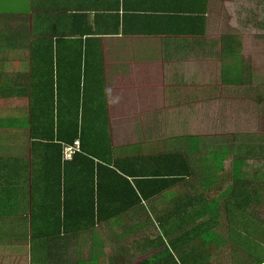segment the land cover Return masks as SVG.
<instances>
[{"label": "crops", "instance_id": "crops-1", "mask_svg": "<svg viewBox=\"0 0 264 264\" xmlns=\"http://www.w3.org/2000/svg\"><path fill=\"white\" fill-rule=\"evenodd\" d=\"M214 3L0 0V158L29 162L31 184L34 154H40L33 148L34 123L53 119L91 124V137L92 125H100L95 133L100 146L93 138L88 143L89 153L99 156H91L95 169L82 163L84 175L100 176L102 186L94 221L91 181L84 178L69 184L72 204L67 214L38 210L44 218L68 219L66 227L55 222L52 239L39 236L31 242L30 198L27 209L14 215L23 219L19 227L27 231L25 240L5 236L13 228V214L1 211L0 264H172L159 258L167 245L178 252L179 264L204 261L208 255L199 252L213 245L206 247L203 233L207 228L219 233L214 225L204 226V215L212 213L218 194L209 187L204 193V182L196 177L209 172L210 150L203 142L188 152L190 137H206L186 134L181 108L187 105L188 75L194 73L188 61L202 56L210 44ZM76 145L80 152V140ZM173 154L187 161L193 176L172 180L159 174L172 169L152 159ZM102 158L114 165H102ZM118 177L129 180L139 196ZM41 185L59 190L55 181ZM52 195L58 202V195Z\"/></svg>", "mask_w": 264, "mask_h": 264}, {"label": "trees", "instance_id": "trees-1", "mask_svg": "<svg viewBox=\"0 0 264 264\" xmlns=\"http://www.w3.org/2000/svg\"><path fill=\"white\" fill-rule=\"evenodd\" d=\"M221 44V57L223 59V83L227 85H242L244 65L240 57V41L238 37L234 35H225L222 37ZM33 125V148L34 151L39 150L40 154H34V176L32 183L27 184L28 180L30 182L32 177L29 173V162L17 158H0V215L2 216L1 211H5V213L12 212L13 214V228L7 232L5 236H9L12 240H25L27 237V231L26 229L23 231V228H21V226L19 227V225L23 224L21 223L23 219L14 217V215L20 212V210L27 209L29 205L27 203V198H30L32 217L29 219V225L32 226L34 231L30 235V240L31 242H36L37 237L39 236H44L46 239H52V237L55 236V233H51V228L56 224L55 222L57 220L62 223H60V225H64L66 227V221L68 219H60L59 216H56L57 219H54L53 217L44 218L43 216L38 215V210L41 209L51 211L50 209H53L54 211H63L67 214L68 207L72 204L70 199L72 188L69 184L73 182L74 179L84 178V180L87 179L91 181L88 192L93 200L92 221L96 219L95 216H98L97 212L100 211L101 204L99 200L96 201V198H98L100 193H102V186L100 176L96 177L95 173H93L92 176H88L86 173L87 177L84 175L85 166L82 163L83 159L88 165H92L93 169H95V159L98 160L99 156L92 152L89 153L88 143L93 138L94 145L100 146L99 135L96 138L95 134L97 128L99 131L100 125H92L91 129L93 137H91L88 133V126L91 124H79L77 121L73 123H56L53 119H51L46 122H36ZM76 140H80L81 142L80 152H76L72 161H65V148L75 147ZM188 141L189 153L194 151V147L196 150L198 145L204 142L203 139L193 137H190ZM193 141L196 142V144H193ZM226 143H216L214 146H208L210 153L208 154L206 163H208L211 167L209 172L204 171L202 177H196L199 181L204 182V187H206L204 193H207V187H209L212 188L214 192H217L216 194H218V196L213 197V201L211 202L213 215H216L218 211L221 210L223 206L222 200H225L224 206L229 218H237V215L240 214L241 217L240 219L238 218L239 221L246 222V214L248 211L258 210L264 206L263 182H250L242 179L243 169L247 163L256 161L264 166V135L251 136L248 139H244V143L238 141L236 138L230 142L226 141ZM91 156L95 159H92ZM155 161L157 162V165L161 166V168L167 166L172 169L166 173H159L163 177L167 175L170 178H173L172 180H175V177H183L185 174L193 176V172L189 169L187 161L181 158L178 154L166 155L158 159H152V162ZM100 163H102V165H114L106 158H102ZM228 163H231L230 169L229 171H226V165ZM115 166L119 167L117 164H115ZM98 167L100 170L105 169L101 166V164H99ZM125 174L128 175L126 172ZM118 178L125 180L132 188L131 190L133 193H135L137 197L139 196L135 187L129 180L122 177ZM179 179L180 178H178V180ZM53 181L58 184L57 189L59 190H55V186L50 187L51 185H49L48 187L46 185V183L48 184ZM227 181H230V183L225 187ZM41 184H44L47 187H43ZM164 186L165 185L158 190H163ZM45 188H49L47 193L38 192ZM138 188L144 196L145 193L143 192L142 186H138ZM155 192H157V189ZM52 194L58 195V202L52 201V199H54ZM145 196L147 197V195ZM49 200L51 201L49 202ZM208 230L210 229L207 228L205 230L206 247L209 245H217V247L219 246V250H222L220 245L223 241V237L221 234L215 233L213 235L214 237L210 236L209 239H207ZM38 231L41 233L44 232V234L41 235ZM202 262L203 263L201 264H212L210 255H208ZM254 264H264V256L257 258Z\"/></svg>", "mask_w": 264, "mask_h": 264}, {"label": "rangeland", "instance_id": "rangeland-1", "mask_svg": "<svg viewBox=\"0 0 264 264\" xmlns=\"http://www.w3.org/2000/svg\"><path fill=\"white\" fill-rule=\"evenodd\" d=\"M212 15L214 23L207 36V44H210L206 45L202 56L188 61L194 73L188 75L190 84L184 98L187 105L181 108L186 113L181 122L187 129L186 134H204L205 146L209 147L235 138L244 143L246 138L264 135V0H215ZM225 35H234L240 41L244 65L242 85L223 83L220 40ZM20 146V150H24L23 141ZM242 179L264 184V166L256 161L247 163ZM229 183L227 181L225 187ZM222 203L224 206L225 200ZM223 206L216 215H204V226L214 225L223 237L222 250L213 245L199 254L211 255L212 264H254L257 258L264 256V206L248 211L246 222L239 221L240 214L229 218ZM213 231L207 232V239L214 237ZM203 234L205 239L206 233ZM178 236L185 239L183 234ZM167 248L159 258L179 264L178 252L169 245Z\"/></svg>", "mask_w": 264, "mask_h": 264}, {"label": "built area", "instance_id": "built-area-1", "mask_svg": "<svg viewBox=\"0 0 264 264\" xmlns=\"http://www.w3.org/2000/svg\"><path fill=\"white\" fill-rule=\"evenodd\" d=\"M77 151H79V145H76L75 147L65 148V159L67 161L71 160L73 155L76 154Z\"/></svg>", "mask_w": 264, "mask_h": 264}]
</instances>
